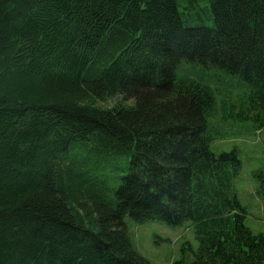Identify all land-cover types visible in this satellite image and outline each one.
I'll return each mask as SVG.
<instances>
[{
	"label": "trees",
	"instance_id": "1",
	"mask_svg": "<svg viewBox=\"0 0 264 264\" xmlns=\"http://www.w3.org/2000/svg\"><path fill=\"white\" fill-rule=\"evenodd\" d=\"M228 119L264 128V0H0V264H151L126 217L189 223L190 264H264L210 149Z\"/></svg>",
	"mask_w": 264,
	"mask_h": 264
},
{
	"label": "rangeland",
	"instance_id": "2",
	"mask_svg": "<svg viewBox=\"0 0 264 264\" xmlns=\"http://www.w3.org/2000/svg\"><path fill=\"white\" fill-rule=\"evenodd\" d=\"M205 23L207 26L210 24ZM198 71L197 66H181L176 76L178 79L195 77ZM239 90H242L241 86H236L233 92L236 94ZM219 127L223 135L210 141V149L215 154L237 152L241 169L236 180V192L239 203L247 212L245 225L255 235L264 234V202L254 195L256 185L253 179L255 171L264 169V128L255 131L247 121L232 119L226 120ZM107 172L105 173L110 179L115 178L111 171ZM115 182L111 184L112 191L115 189ZM125 225L133 247L151 264H190L193 259L191 250L196 251L198 247L189 223L177 226L160 221L137 223L126 217ZM183 248H186L184 252Z\"/></svg>",
	"mask_w": 264,
	"mask_h": 264
}]
</instances>
